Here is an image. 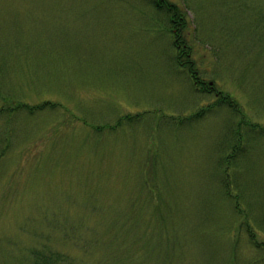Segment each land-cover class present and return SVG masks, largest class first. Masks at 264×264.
<instances>
[{"label": "rangeland", "instance_id": "374dc122", "mask_svg": "<svg viewBox=\"0 0 264 264\" xmlns=\"http://www.w3.org/2000/svg\"><path fill=\"white\" fill-rule=\"evenodd\" d=\"M156 1L0 0V264H264V0Z\"/></svg>", "mask_w": 264, "mask_h": 264}, {"label": "trees", "instance_id": "16d2710c", "mask_svg": "<svg viewBox=\"0 0 264 264\" xmlns=\"http://www.w3.org/2000/svg\"><path fill=\"white\" fill-rule=\"evenodd\" d=\"M157 3H159V6H162L164 8H166L167 12L171 14L172 16V20L176 23H180L183 25V22H181L183 20V16L180 15L179 11V6L168 2L167 0H157ZM176 41H174V46H176V48L178 49V55L176 56V63L177 66L182 69L184 67H187L188 72L190 73V77L193 79V82L195 85H204V81L202 82L198 76L196 75L197 72L194 70L195 68V61H193V59L190 56V52H189V46L186 44L185 40L183 38H181L180 36H176ZM205 88V86H204ZM209 90H213V87H208ZM220 94H222L220 92ZM220 101H222L223 103H228V105L233 106L235 104H237L236 102H233V100L231 99V96L229 94L225 95L222 94L220 97ZM202 112L197 113L196 115H200ZM44 262H46V260H44Z\"/></svg>", "mask_w": 264, "mask_h": 264}]
</instances>
